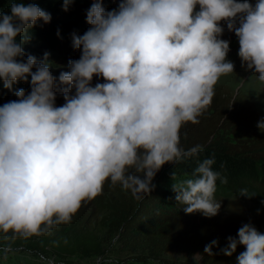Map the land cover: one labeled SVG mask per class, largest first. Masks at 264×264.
I'll use <instances>...</instances> for the list:
<instances>
[{
  "label": "clouds",
  "instance_id": "9594fccd",
  "mask_svg": "<svg viewBox=\"0 0 264 264\" xmlns=\"http://www.w3.org/2000/svg\"><path fill=\"white\" fill-rule=\"evenodd\" d=\"M72 2L63 0V9ZM102 2L92 0L88 29L72 36L80 57L58 78L48 53L25 58L23 49L30 30L50 14L24 0L0 12V82L9 91L17 82L30 85L0 106V235L7 239L70 223L106 182L141 201L164 164L204 151L199 144L181 147L180 129L200 122L219 79L234 73L221 22L238 39L241 68L264 91V0H118L107 11ZM94 77L103 82L93 86ZM57 90L62 106L55 104ZM257 127L264 129V121ZM214 163L203 159L191 178L171 186L186 215H217L216 182L227 181ZM237 237H228L223 254L231 256L239 244L245 251L237 264H264V234L245 224ZM216 244L204 253L212 256Z\"/></svg>",
  "mask_w": 264,
  "mask_h": 264
},
{
  "label": "trees",
  "instance_id": "16d2710c",
  "mask_svg": "<svg viewBox=\"0 0 264 264\" xmlns=\"http://www.w3.org/2000/svg\"><path fill=\"white\" fill-rule=\"evenodd\" d=\"M24 2L37 4L51 16L48 23L38 20L30 30V39L23 44L25 58L31 54L40 60L48 53L50 71L56 77V60L68 63L80 57V51L72 46V36L82 35L88 29L86 12L92 0H73L67 11L63 9V0ZM10 3L11 0H0V12H9ZM102 6L106 11L115 9L118 0H103ZM20 88L26 94L30 91L29 83L17 82L9 91L0 82V106L15 100L14 92ZM57 95L62 97L58 90ZM199 121L180 129V146L187 150L199 144L204 151L180 164H164L152 181L156 187L143 200L137 201L130 190H123L120 185L111 187L106 182L102 193L82 204L70 223L27 240H11L3 235L0 238L14 248L63 260L101 255L115 240L125 251L141 253L152 260L175 253L187 258L198 255L201 264H237L244 246L238 244L231 256L221 250L227 248L228 237L238 238V230L245 224L259 233L258 219L244 207L230 202L251 200L264 207V138L262 129L257 127L261 119L237 93L216 89ZM213 157V170L227 181L216 182V191L224 196L216 200L220 209L213 217L199 212L186 215L171 186L191 178L198 162ZM214 240L217 244L212 247L213 255L208 256L204 248Z\"/></svg>",
  "mask_w": 264,
  "mask_h": 264
},
{
  "label": "rangeland",
  "instance_id": "374dc122",
  "mask_svg": "<svg viewBox=\"0 0 264 264\" xmlns=\"http://www.w3.org/2000/svg\"><path fill=\"white\" fill-rule=\"evenodd\" d=\"M251 3H255V0H249ZM221 26L224 28L221 39L229 41V52L227 54V60L234 63V73L226 76H222L218 83L215 85V90H226L229 92L237 93L238 96L244 100L247 104L251 105L260 116L261 121H264V91H261V85L259 84L255 75L251 70L246 71L241 68V61L238 57L239 43L234 32L227 30L226 24L221 22ZM58 74L64 71H68V63L65 61H55ZM243 80V82L241 81ZM98 82L96 77L93 78L92 85L94 86ZM64 100L61 96H56V106H62ZM262 136L264 138V129H262ZM215 200H221L224 196L219 192L214 194ZM231 204L237 203L239 206L244 207L249 211L252 217L258 219L260 222L259 233L264 234V207L255 201H239L237 199H231ZM84 205L86 203H83ZM97 219H100L99 217ZM96 219V220H97ZM7 249V251H5ZM45 264H201L200 257L198 255L192 258L180 254H167L159 260H152L147 258L141 253H133L125 251L123 248L117 245L113 240L101 255L79 258L73 257L68 259H58L54 256H45L39 252L31 251L29 249L14 248L3 242L0 238V264H26V263H39Z\"/></svg>",
  "mask_w": 264,
  "mask_h": 264
}]
</instances>
